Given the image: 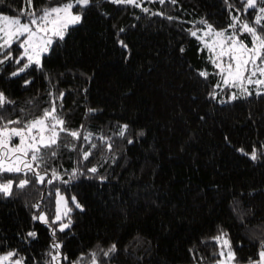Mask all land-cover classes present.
Returning a JSON list of instances; mask_svg holds the SVG:
<instances>
[{"label":"trees","instance_id":"16d2710c","mask_svg":"<svg viewBox=\"0 0 264 264\" xmlns=\"http://www.w3.org/2000/svg\"><path fill=\"white\" fill-rule=\"evenodd\" d=\"M14 6L18 8L20 0H14ZM143 6L179 19L169 21L134 5L101 0L99 7L88 9L81 24L70 27V36L44 61L58 88L65 90L68 126L83 122L111 135L120 121L146 130L132 144L113 138L116 163L105 162L97 150L83 161L89 167L98 164L105 180L91 174L69 185L54 181L38 186L44 193L41 209L50 222L56 208L55 186L72 209L71 227L56 232L68 258L62 264L81 253L86 261L97 242L106 246L112 241L120 249L114 264H214L213 254L219 249L212 237L219 229L228 233L239 258L258 259V240L249 230L264 227V162L252 161L238 149L250 152L256 145L259 152L264 144V97L253 96L235 106L209 103V84L191 69L211 66L206 52L198 51L199 42L185 31L191 27L189 21L200 17L225 24L224 2L177 0L173 5L170 0L164 4L143 0ZM120 28L124 31L119 39L127 49L117 42ZM181 45L184 52L179 51ZM85 87L86 96L79 91ZM0 88L17 106L29 108L27 102L36 98L44 107L48 100L49 83L40 70L32 73L27 86L20 78L5 77ZM88 107L100 111L86 118ZM31 111L39 114L38 108ZM61 152L58 162L71 169L79 159L77 152ZM240 192L245 193L243 220L231 208L233 194ZM72 195L83 209L74 206ZM36 199L35 193L27 204L20 196H0V248L14 246L39 261L53 237L47 224L32 219L38 211L31 206ZM30 230L38 235L25 241Z\"/></svg>","mask_w":264,"mask_h":264},{"label":"snow or ice","instance_id":"6c2138e0","mask_svg":"<svg viewBox=\"0 0 264 264\" xmlns=\"http://www.w3.org/2000/svg\"><path fill=\"white\" fill-rule=\"evenodd\" d=\"M109 2L115 5H134L149 15L166 16L169 21L179 19L164 12L150 11L149 7L143 6V0ZM223 2L228 18L225 24H215L207 17L188 22L191 27L185 31L199 42L198 51L206 52L205 58L211 66V69L207 66L191 69V65L189 68L198 78H203L205 84H209L206 93L209 103L235 106L249 101L253 96L264 97V0ZM100 3L101 0H56L55 3L51 0H38L34 5L33 0H20V6L16 8L14 0H9L7 4L6 0H0V5L13 9L5 11L0 8V80L5 77L20 78L27 86L32 83V73L40 70L49 83L48 100L44 102V107H39L36 98L27 102L29 108L17 106L10 94L0 88V174H8L0 175V196H20L27 204L35 193L37 199L31 206L38 211L33 213L32 219L47 224L53 237L39 261L35 256L28 257L13 246L0 248V264H62L66 261V254L61 251L63 241L56 238V232L71 227L72 218L69 213L72 209L68 206V199L61 194L60 187L55 186L56 208L50 222L46 212L41 209L44 193L38 186L45 183L53 185L54 181L69 185L81 176L90 178L91 174H96V178L103 181L107 177L98 173V164L90 167L83 164L93 154V150H97L105 162L110 160L116 163L117 153L112 151L114 137L132 144L146 135L144 128H133L130 123L120 121L110 130L111 135L102 130H92L83 122L76 128L68 126L63 108L65 90L58 88V81L45 69V58L62 46L66 36H70V27L81 24L88 9L99 7ZM159 3L164 4L165 0H159ZM170 3L175 5L177 0H170ZM103 14L107 15L106 12ZM123 31V28L118 30L117 42L127 49L125 41L119 39V33ZM179 51L184 52L183 45ZM81 75L91 80L86 73ZM209 77H214V82H210ZM79 91L86 96V87ZM32 108H38L39 114H34ZM98 111L97 108L88 107L85 116H94ZM85 145H88L86 150ZM62 149L76 151L78 154L79 159L71 169L63 168L58 162ZM238 151L248 155L252 161L264 162V144L259 152L256 145L252 146L250 152L242 147ZM244 195L240 192L234 193L232 197V211L240 220L245 215L241 199ZM247 195L250 196L251 192ZM70 199L76 208L83 209L84 206L75 195ZM249 231L252 238L258 240V259L239 258L228 233L219 229L212 237L219 249L213 254L216 257L214 264H264V227ZM37 235L35 230H30L24 239L27 241ZM119 251L115 241L106 246L97 242L87 253L86 261L85 253H81L69 264H114Z\"/></svg>","mask_w":264,"mask_h":264},{"label":"rangeland","instance_id":"374dc122","mask_svg":"<svg viewBox=\"0 0 264 264\" xmlns=\"http://www.w3.org/2000/svg\"><path fill=\"white\" fill-rule=\"evenodd\" d=\"M63 210V209H62Z\"/></svg>","mask_w":264,"mask_h":264}]
</instances>
